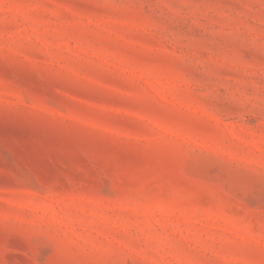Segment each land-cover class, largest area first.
Listing matches in <instances>:
<instances>
[{"label": "rangeland", "instance_id": "1", "mask_svg": "<svg viewBox=\"0 0 264 264\" xmlns=\"http://www.w3.org/2000/svg\"><path fill=\"white\" fill-rule=\"evenodd\" d=\"M0 264H264V0H0Z\"/></svg>", "mask_w": 264, "mask_h": 264}]
</instances>
